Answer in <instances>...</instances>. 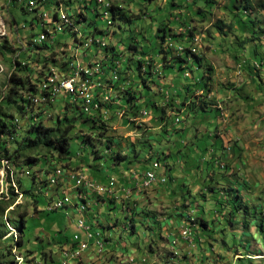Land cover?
<instances>
[{
    "label": "rangeland",
    "instance_id": "374dc122",
    "mask_svg": "<svg viewBox=\"0 0 264 264\" xmlns=\"http://www.w3.org/2000/svg\"><path fill=\"white\" fill-rule=\"evenodd\" d=\"M25 1L0 0V21L7 31L0 37L4 53L0 90L12 71L10 59L18 55L37 91L31 97L37 106L26 117L18 115L14 105L4 106L18 126L13 139L4 138L8 150L21 143L30 116L51 125L57 117L73 120L77 115L82 101L76 93H60L49 100L38 91L50 70L68 76V60H78L82 67L101 63L87 89L99 105L106 103L112 109L101 105V112L87 113L96 116L90 126L75 119L67 168L52 157L46 164L40 160L23 165L22 170L12 168L22 196L15 197L13 210L0 215V263L264 264V226L258 227L264 225V0H253V8L240 14L238 0H41L37 12L22 10ZM110 5L132 20L112 21ZM60 13L77 32L53 29L52 42L45 44L54 51L44 45L37 48L39 33L50 29ZM34 15L43 21L36 22ZM157 27L166 29L163 42L155 43ZM252 31L257 38L247 40ZM91 35L105 46L79 44ZM131 43L137 50L133 58L127 48ZM186 47L212 68L204 88L200 79L204 69L196 68L190 54L185 57ZM112 54L119 62L113 61L116 66L110 70L105 63L110 64ZM177 55L186 62H176ZM129 56L132 66L119 74ZM138 58L144 85L134 65ZM188 85L193 91L183 92ZM123 89L139 98L137 105L147 97L153 103L135 113L126 110L117 96ZM174 89L180 94H171ZM193 95L204 102L192 106ZM91 151L97 152V158ZM144 170H153L157 180L142 185ZM71 172L92 178L94 188L74 186ZM52 173L59 175L54 183L49 182ZM6 178L0 169V185L6 184ZM40 180L46 182L44 186ZM227 186L233 189L232 198L223 191ZM64 193L72 203L53 208ZM78 193L87 202L85 217L103 245L94 243L63 262L62 253L72 249V236L80 232L74 207ZM235 194L246 205L244 211L233 209ZM8 195L0 194L2 208L7 204L1 201L14 193L9 189ZM22 213L26 216L21 235L14 225ZM184 229L192 232L186 236Z\"/></svg>",
    "mask_w": 264,
    "mask_h": 264
},
{
    "label": "trees",
    "instance_id": "16d2710c",
    "mask_svg": "<svg viewBox=\"0 0 264 264\" xmlns=\"http://www.w3.org/2000/svg\"><path fill=\"white\" fill-rule=\"evenodd\" d=\"M238 2H239V4L236 5L237 11L239 10L238 14L241 13L240 11L243 12L247 9H252L254 6L253 0H238ZM36 4H37V7H36L37 9L35 8L33 10V12H37L38 6L43 4V2H41V0H37ZM27 5H28V0L25 1V6L22 5L20 8L22 10H25V9H27V7H26ZM108 12L110 14L112 21L113 20L114 21H116V20H127L129 22V20H132V18L130 19L129 17H124L123 11L115 5H110L108 7ZM34 17H35L36 22H37L38 17H36L35 15H34ZM56 19H57V17H55V19H53V20H56ZM58 21H59V19H58ZM11 22H12V24L15 23L13 16H12ZM216 26L220 28V26H218V25H216ZM68 27H69V25L65 26L66 29ZM43 30L45 32V29H43ZM67 31L72 32L71 30H67ZM168 31H169V28H168ZM253 33L254 32L252 31L251 35ZM180 35L185 36L183 34H180ZM165 36H166V29L165 28L157 27L155 29V32H154L155 43H157V40H160L161 42H163ZM253 38H257V36H255V37L253 35L251 37L246 36L247 40L249 39L252 41ZM42 45H44L43 46L44 48H47L49 46V45L47 46L45 43ZM42 45L36 44L37 48H40V49L42 48ZM49 48H50V52L54 51L53 48L48 47V49ZM127 48L129 50V53H131L132 58H133L134 53L137 51L136 46L131 43V44L127 45ZM184 50H185V52H184L185 57L188 58V54H190L191 56L189 57V60H191L192 63L194 62L196 64V68L197 69L202 68V69H204L205 74H208L207 76H205V74L203 72V74H201V76H200V79L202 80V85L204 88L206 86V80L210 79V72L212 71V68L208 64L202 63V58L200 56L196 55L195 53H191L189 48L186 47V48H184ZM140 51H141V53H144V51H142V50H140ZM163 52L164 51H162V53ZM3 54L4 53L2 52V47H0V59H2L1 57L3 56ZM158 54L159 53L156 52V55H158ZM117 56L118 55H113V54L110 55V58H111L110 64L105 63L106 67L109 68L110 70L113 69V66L115 65V63L113 61L117 60L116 59ZM162 58H163V55H162ZM174 59H176V62H180V61L186 62V59L184 57H181L178 55L174 56ZM122 60L124 61V58ZM129 60H131L130 56L127 58V63H126V66L124 67V70L121 68L122 66L120 67V70H119L120 73L119 74L127 73L128 69H130L132 64L128 66ZM24 62H22V63L24 64ZM36 62L38 63V60H36ZM10 63H11V70L12 71H11L10 75L8 76L7 80L4 82L3 89L0 90V158H2V157L8 158V160L11 164V167L15 171L20 170V169L22 170V168H24L23 165H27L30 163L35 165L40 160H45V164H46V160L49 157H52L54 161L56 160V162H60V163L64 164L63 166H61V168H67L66 166L68 164V161L71 159L70 154H69L70 153V151H69V139L71 138L70 132L74 127L75 119L79 118L80 121L87 123L88 126H90V125H93L94 123H96V119H95L96 116L94 115V113L87 114V113L83 112L81 107H79V110L76 111L77 115L73 116V120L72 119L70 120L65 116L57 117L56 122L54 124H51V125H44L41 121L33 120L32 116H30L29 117L30 120L28 121L29 123L24 130L26 135H24L22 137L21 143L17 144V146L12 151H9L8 148L5 146L7 141H5L4 138H7L9 140L13 139L12 133L15 132V129L18 128V126L14 120V116L11 113L7 114L6 112L3 111V109L6 108L4 106L5 105L6 106L14 105L15 111L20 116H25V115L28 116V113L33 112L34 108L37 106V105L36 106L33 105V103L29 99L30 97L34 96L35 95L34 93L37 91H36L35 83L33 84L29 75H27V73H25L26 66L20 64L21 60L19 59L18 55L12 57L10 59ZM142 64H143L142 61H140V58H138L134 65H136L137 70H138V76L140 78L139 82L144 85L145 84V78L143 77L142 73L139 70L140 67H142ZM178 66L180 67L181 65H178ZM188 68L190 69V67H188ZM22 72H24V73H22ZM26 76H27V78H26ZM119 77H118V80H120ZM123 80H124V78H123ZM192 85H193V83H192ZM99 86L102 87V85H99ZM104 86L106 87V85H104ZM114 86H115V88H117L119 90L118 85H114ZM190 86L191 85L186 86V88L183 89V92H186L189 89L190 93H191V91H193L191 89H193V88H191ZM180 91H182V90H180ZM120 93H121V95L119 94V92L117 93V96L118 95L120 96V97H118L119 101H123L124 102V104H123L124 108L126 110L133 111V113L138 111V109H140L141 106L147 107V105H151L153 103L152 101H150L151 97H147L146 99L143 98L142 103L137 105L136 102H138L137 100H139V98L134 96L133 93L128 92L127 89H123L122 91H120ZM173 93H176V95L180 94L179 92L175 91V89L171 92V94H173ZM193 97L195 98V100L190 99V101H189V103L190 102L193 103L192 106H196L195 105L196 103H203L204 102V100L201 99L200 97H196L195 95H193ZM101 105L104 108L105 107L106 108L112 107V106L107 105L106 103H104V105L103 104H101ZM77 107L78 106L76 105L75 108H77ZM198 107H199V109L205 110V108L203 107L202 104H199ZM109 111H110V109H109ZM98 112H101V111L98 110ZM162 112H163V110H162ZM4 117L9 118V120L4 119ZM7 121H9V125L7 124ZM103 130H105V128H103ZM81 141H82V143L89 144L92 147L90 142H87L86 139H83V137H81ZM37 152L38 153L41 152L42 154L36 155ZM91 152L93 153V157L97 158V155H95V154H97V152L96 153L93 151H91ZM102 157H100V158H102ZM156 164H158V163H156ZM45 170H46V172L49 171L48 169H45ZM52 175H54L56 178L59 177V175H57V174H52ZM32 182L33 183L35 182L34 177H32ZM39 183L41 186H44L46 182L40 180ZM232 190L233 189L231 187H228V186L223 187V191L227 192L228 195H231V198H232V194H231ZM24 192H26V191H24ZM15 197H16V195H12V196H10V198L3 199L1 201V202H5L7 205L4 208H2V206L0 204V215H4L5 210L8 209L10 206H13V207L10 208L8 211L14 209V206L17 205V203L14 204ZM231 205H233V209H235V210H243L244 211L246 209V205L241 202V200L239 199L237 194H235L233 196V201L231 202ZM8 211H7V213H8ZM25 216H26V213L20 214L19 219H18V225H14V227L16 226L15 228L18 229V231L20 232L21 235L23 234ZM6 217H7V215H6ZM200 225L203 227V226H205V223H203L201 221ZM263 226L264 225L262 223H258V227L260 230L263 228ZM14 243L18 244L19 238L16 239L14 241ZM72 243H73L72 246H74L75 242L72 241Z\"/></svg>",
    "mask_w": 264,
    "mask_h": 264
},
{
    "label": "bare ground",
    "instance_id": "6f19581e",
    "mask_svg": "<svg viewBox=\"0 0 264 264\" xmlns=\"http://www.w3.org/2000/svg\"><path fill=\"white\" fill-rule=\"evenodd\" d=\"M36 1V0H35ZM34 0H28V5L27 8L29 10L35 8L32 5H36V2ZM99 2H102V0H98ZM42 2V1H41ZM44 15V14H43ZM43 18L38 17V21H43ZM54 20L52 19V22ZM45 22V21H44ZM59 23L57 25H55V27H52V29H50L49 33H52L53 29L55 30H62L63 28H65L66 25H71L69 19L67 17H65V15L61 14L59 17ZM50 24V23H49ZM52 24V23H51ZM45 26V25H44ZM45 31H48V28H45ZM6 29H5V23L1 20L0 21V37L6 34ZM7 36V35H6ZM41 36V37H40ZM39 38L35 41L40 42L44 36L43 34L40 35ZM81 44L83 45L84 48H88L90 47V45H96L99 48H102L103 46H105L104 42L100 39H95L93 37V35L86 37ZM180 49V48H179ZM69 61V62H68ZM68 69L69 70V74L68 76H62L59 77L58 73H56L53 70L49 71V74L45 77L47 78V80H45V84H43V86H41L40 88L38 87V91L39 93H41L44 97H46L47 99L51 100L52 98H54L55 96H57L60 93H63V91H59V85H63V84H67L66 88H65V93H67L68 95H74L75 93V97H80L82 101L81 102V109L85 110V113H89V112H93L94 110H99V105L100 103H98V101H96L95 99H93L88 91V87L89 82H90V77H92L93 75L96 76V74H93L94 72H99L101 69V63H98V61L94 62L92 67H82L81 65L79 66L77 64V61H70L68 60ZM92 61V60H91ZM103 61V60H101ZM117 62V61H116ZM115 62V64H116ZM66 64V63H65ZM258 64V63H257ZM50 65V64H49ZM86 65V64H85ZM84 65V66H85ZM259 65V64H258ZM257 65V66H258ZM263 65V64H262ZM57 66V65H56ZM116 66V65H114ZM113 66V67H114ZM260 66V65H259ZM58 67V66H57ZM63 67H65V65H63ZM61 67V68H63ZM107 68V67H106ZM255 68V67H254ZM260 68V67H259ZM262 71H264V67H262ZM49 69V67H48ZM257 69V68H256ZM59 70V69H57ZM63 70V69H62ZM113 70V69H112ZM47 71V70H46ZM61 71V70H60ZM66 71V70H65ZM3 72V66L0 64V73ZM116 72V71H115ZM119 72V71H118ZM65 73V72H64ZM44 74V73H43ZM62 74V73H61ZM100 74V73H99ZM117 74H112V77H114V79H116ZM119 75V74H118ZM97 77V76H96ZM44 80V79H43ZM42 80V81H43ZM93 80V79H92ZM117 81V80H115ZM41 82V80H40ZM94 82V81H93ZM84 87H81V85H84ZM90 89V88H89ZM80 94V95H79ZM35 96V95H34ZM66 96V95H65ZM33 97V96H32ZM108 98V97H107ZM30 101H35L36 102V98H29ZM73 99V98H72ZM90 100H92L91 102V109H88V104H90ZM101 102V101H100ZM37 103V102H36ZM39 103V102H38ZM102 103V102H101ZM117 104V103H116ZM104 105V104H103ZM103 107V106H102ZM122 110V109H121ZM95 112V111H94ZM121 112V111H120ZM142 113V112H141ZM104 114V112H103ZM123 114V113H122ZM15 120V119H14ZM17 121V120H16ZM17 123V122H16ZM16 126V125H15ZM16 130V129H15ZM13 136V135H12ZM0 161H7V167L5 170V173L7 174V182L4 185L1 184L0 185V194L5 192V195L8 197V191L9 189L12 191V193H14V195H16V197L18 196V199L22 196L21 192H19V186H17L16 181H15V174L14 171L12 170L11 164L8 160V158H0ZM155 165V163H154ZM1 173L4 172V170H2L1 166ZM78 175V176H82V181H73L74 182V186L76 187H80V186H94V182L92 180V178H88L87 176H85L84 174L80 173V172H71L69 173L70 175ZM3 176V175H2ZM9 176V177H8ZM57 179L54 175H52L49 178V182L54 183L55 180ZM110 181L112 182L113 179L111 178ZM115 181V180H114ZM146 186V185H145ZM127 190V189H126ZM15 191V192H14ZM130 192V191H129ZM78 198L79 201L77 202V204L75 205V209L78 212V214L80 215V219L83 221L85 227H86V231L90 234H92L94 243L96 244L95 246L101 247L103 245L101 239L98 237V234L95 232L94 228L92 227L91 224L88 223L86 217H85V211L87 209V202L83 199L82 195L78 193ZM71 204L70 200L68 197H66V195H64L63 198H58L57 200H55L52 204L53 208H61L64 207L65 205H69ZM51 206V207H52ZM8 211V209L6 210V212ZM77 220V219H76ZM16 230L14 229V234H15ZM187 232H192L190 231V229H187ZM87 250V249H86ZM82 252L81 248H72L70 250H66L64 251V253H67V256H69V258L72 257H77L80 253ZM17 259L20 261L22 260V258H20L19 256H17ZM66 262V261H65Z\"/></svg>",
    "mask_w": 264,
    "mask_h": 264
},
{
    "label": "built area",
    "instance_id": "2783aa9c",
    "mask_svg": "<svg viewBox=\"0 0 264 264\" xmlns=\"http://www.w3.org/2000/svg\"><path fill=\"white\" fill-rule=\"evenodd\" d=\"M34 7H36V5H32ZM67 84H63V85H59V91H63V93H65V88H66ZM84 85H81V87H84ZM91 102L92 100H90V104H88V109H91ZM99 108H101L99 106ZM85 110H83L84 112ZM0 166L2 168V170H6L7 167V161H0ZM63 172H66L65 170ZM53 174V173H52ZM63 176V173H62ZM142 176V185H150V183H153L154 181L157 180V174L153 171V170H144L143 171V175ZM72 182L73 181H82V176H78V175H70V179ZM88 188H94V186H87ZM66 197H67V193H66ZM75 224H76V228L80 231V232H75L72 236V240L73 242H75V245L72 248H81V250H85L86 248H89L91 246L94 247V240L92 237V234L88 233L86 231V227L83 223V221L80 219V215L79 218L77 220H75ZM182 233L186 236L190 235V232H187V229H184L182 231ZM82 236V237H81ZM62 258H63V262L67 261L69 256H67V253H62Z\"/></svg>",
    "mask_w": 264,
    "mask_h": 264
},
{
    "label": "crops",
    "instance_id": "0c3cea01",
    "mask_svg": "<svg viewBox=\"0 0 264 264\" xmlns=\"http://www.w3.org/2000/svg\"><path fill=\"white\" fill-rule=\"evenodd\" d=\"M37 7V6H36ZM35 7V8H36ZM61 14H63V15H65L64 13H60L59 14V16L57 17V19L56 20H54L53 22H52V25L50 26V29H52V27H55V25H57L59 22H58V19H59V17H60V15ZM65 17H66V15H65ZM68 18V17H67ZM69 19V18H68ZM70 21V20H69ZM37 22H40L41 23V21H38L37 20ZM70 23H71V25H69V27L66 29V31L67 30H71L72 32H77L76 30V28H74V26H73V24H72V22L70 21ZM50 29L48 28V31H45L44 32V30L42 29V31L39 33V36L40 35H42L43 34V36H44V38L40 41V42H37L36 44H38V45H42V44H44V43H46L47 41H50V43L52 42L51 41V39H52V33H49L50 32ZM38 36V37H39ZM41 37V36H40ZM87 37V36H86ZM85 37V38H86ZM84 38V39H85ZM101 40V39H100ZM79 44H81V43H79ZM97 48H99V47H97ZM117 62H119L118 60H116ZM262 82H264V80L262 81ZM97 85H99V84H97ZM99 91V90H98ZM157 163V162H156ZM64 195H66V193H64L62 196H60L59 198L61 199V198H63L64 197ZM67 197L69 198V200H70V202L72 203V199H71V197H69L68 195H67ZM58 199V198H57ZM56 199V200H57ZM79 199V198H78ZM79 201V200H78ZM66 206H69V205H65L64 207H66ZM74 207H75V205H74ZM93 227V226H92ZM94 228V227H93ZM94 230H95V232L98 234V237H99V232L97 231V229H95L94 228ZM103 243V242H102Z\"/></svg>",
    "mask_w": 264,
    "mask_h": 264
}]
</instances>
